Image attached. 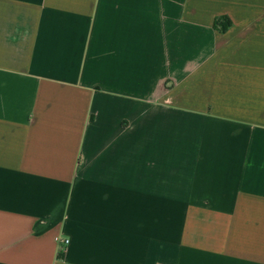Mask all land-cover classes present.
I'll use <instances>...</instances> for the list:
<instances>
[{"label":"crops","instance_id":"crops-1","mask_svg":"<svg viewBox=\"0 0 264 264\" xmlns=\"http://www.w3.org/2000/svg\"><path fill=\"white\" fill-rule=\"evenodd\" d=\"M0 264H264V0H0Z\"/></svg>","mask_w":264,"mask_h":264},{"label":"trees","instance_id":"trees-1","mask_svg":"<svg viewBox=\"0 0 264 264\" xmlns=\"http://www.w3.org/2000/svg\"><path fill=\"white\" fill-rule=\"evenodd\" d=\"M229 24H230L229 21L223 18V24H222L223 29L227 28Z\"/></svg>","mask_w":264,"mask_h":264},{"label":"built area","instance_id":"built-area-1","mask_svg":"<svg viewBox=\"0 0 264 264\" xmlns=\"http://www.w3.org/2000/svg\"><path fill=\"white\" fill-rule=\"evenodd\" d=\"M64 244H67L68 243V240H63L62 241Z\"/></svg>","mask_w":264,"mask_h":264}]
</instances>
